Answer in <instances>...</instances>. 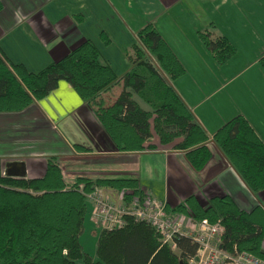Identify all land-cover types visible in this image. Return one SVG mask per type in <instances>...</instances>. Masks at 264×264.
<instances>
[{
    "label": "trees",
    "instance_id": "obj_1",
    "mask_svg": "<svg viewBox=\"0 0 264 264\" xmlns=\"http://www.w3.org/2000/svg\"><path fill=\"white\" fill-rule=\"evenodd\" d=\"M136 38L132 66L122 76L89 40L37 72L8 62L0 53V113L20 112L64 81L92 108L118 151L154 149V137L161 146L179 140L174 149L183 151L191 167L200 170L211 157L212 143L252 195L264 192V142L249 122L237 115L209 136L171 85L185 70L157 29L148 23ZM198 39L218 65L236 52L226 37H213L208 29L198 32ZM260 65L264 69V57ZM116 82L121 91L98 102ZM96 187L123 192L126 203L143 196L135 179H80L67 187L53 158L44 175L35 179L6 176L0 164V264H192L197 245L189 238H175L172 249L152 226L127 215L121 227H98L96 260L84 254L79 235L88 210L86 196ZM167 210L219 223L225 249L235 247L264 260L260 203L245 211L226 194L209 198L205 205L189 196Z\"/></svg>",
    "mask_w": 264,
    "mask_h": 264
},
{
    "label": "crops",
    "instance_id": "obj_2",
    "mask_svg": "<svg viewBox=\"0 0 264 264\" xmlns=\"http://www.w3.org/2000/svg\"><path fill=\"white\" fill-rule=\"evenodd\" d=\"M243 1L253 16L264 10V0ZM0 2V53L8 62L21 64L32 72L60 60L89 40L114 72L122 76L132 66L137 32L151 23L184 67V74L171 81V85L205 132L212 136L228 120L241 115L264 142V69L260 65L264 57V20H238L243 35H254L249 40L244 36L232 37L228 31L221 34L210 21L204 23L203 29L198 20H171L176 14L175 0ZM133 4L142 7L140 14L134 12ZM169 9L174 13L156 19L161 10ZM206 29H211L213 37H226L235 47V54L223 65L214 62L198 39V32ZM229 67L235 70L233 78L219 79L220 73L228 72ZM249 72L262 86H255L252 98H245L239 85L231 86ZM106 93L100 95V102L111 97ZM175 143L161 146L154 137L150 142L154 149L118 151L92 108L64 81L24 110L0 113L2 173L12 164H16L14 172L23 173L12 178H40L48 160L53 158L67 187L80 179H135L143 193L165 201L168 207L189 196L203 204L223 194L245 211L258 203L264 207V192L252 195L212 143L208 144L211 157L200 170L191 167L183 151L174 149ZM94 191L118 202L119 192L112 188L97 187ZM87 205L90 209L88 200Z\"/></svg>",
    "mask_w": 264,
    "mask_h": 264
},
{
    "label": "built area",
    "instance_id": "obj_3",
    "mask_svg": "<svg viewBox=\"0 0 264 264\" xmlns=\"http://www.w3.org/2000/svg\"><path fill=\"white\" fill-rule=\"evenodd\" d=\"M86 198L91 203L90 219L99 228L121 227L124 216L127 215L152 226L162 242L172 249L175 248V238H189L197 245L196 253L190 260L192 264H264V260L235 247L231 250L225 249L221 240L223 228L219 223L197 221L192 216L168 211L165 201L157 200L147 193L128 203L123 201V192L119 193L118 202L95 191Z\"/></svg>",
    "mask_w": 264,
    "mask_h": 264
},
{
    "label": "rangeland",
    "instance_id": "obj_4",
    "mask_svg": "<svg viewBox=\"0 0 264 264\" xmlns=\"http://www.w3.org/2000/svg\"><path fill=\"white\" fill-rule=\"evenodd\" d=\"M175 7L173 10L176 12L171 20H198L199 25L205 29L204 23L212 22L217 31L224 34L223 31H228L232 37L241 38L242 36L252 40L254 35L245 36L241 32L243 30L239 28L238 20H264V10H260L257 16H253L248 13L245 2L243 0H175ZM140 4V3H139ZM142 4V3H141ZM153 2H151V5ZM134 12L140 14L141 6L135 4L132 5ZM173 10H161L156 17L157 20L163 18L165 15L169 17ZM173 12V13H174ZM262 30H264V21L261 24ZM236 28L239 30L237 31ZM180 30L182 28L180 27ZM183 31V30H182ZM211 31V29L209 30ZM240 56V55H237ZM215 62V61H214ZM228 72L220 73L219 79L230 80L233 77L232 68L229 67ZM216 74H213L214 77ZM166 78V77H165ZM235 80V79H234ZM171 81V80H169ZM239 85V92L245 97L252 98L255 91V86H262V83L253 76L252 72L242 76L235 80V84L231 87ZM121 83H114V85L106 90V94L112 97L116 92L121 91ZM106 98V97H105ZM136 99H138L135 96ZM100 101L102 99H99ZM97 188V187H96ZM183 202V201H182ZM205 205V202L203 203ZM89 207V205H88ZM99 228L90 219V209L88 208L81 233L79 235V242L84 254L96 260V241ZM77 264H82L78 261Z\"/></svg>",
    "mask_w": 264,
    "mask_h": 264
},
{
    "label": "water",
    "instance_id": "obj_5",
    "mask_svg": "<svg viewBox=\"0 0 264 264\" xmlns=\"http://www.w3.org/2000/svg\"><path fill=\"white\" fill-rule=\"evenodd\" d=\"M16 166V164H12L8 167V169L5 171L4 175L9 177H21L23 173H16L14 172L13 168Z\"/></svg>",
    "mask_w": 264,
    "mask_h": 264
}]
</instances>
